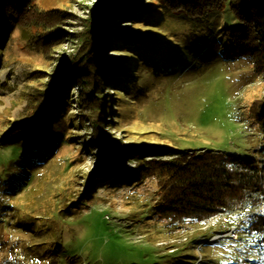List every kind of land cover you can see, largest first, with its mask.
Returning a JSON list of instances; mask_svg holds the SVG:
<instances>
[{
  "label": "rangeland",
  "instance_id": "rangeland-1",
  "mask_svg": "<svg viewBox=\"0 0 264 264\" xmlns=\"http://www.w3.org/2000/svg\"><path fill=\"white\" fill-rule=\"evenodd\" d=\"M127 1L131 18L103 36L101 0H34L0 45V264H264L242 212L177 227L154 213V179L110 185L112 170L137 168L138 148L258 159L264 143L251 111L264 78L222 54L221 31L243 26L229 4L190 18ZM93 56L115 64L118 86L100 90L90 71L64 84ZM52 105L41 136L5 134Z\"/></svg>",
  "mask_w": 264,
  "mask_h": 264
},
{
  "label": "trees",
  "instance_id": "trees-1",
  "mask_svg": "<svg viewBox=\"0 0 264 264\" xmlns=\"http://www.w3.org/2000/svg\"><path fill=\"white\" fill-rule=\"evenodd\" d=\"M33 1L0 0V45L8 31L20 25L22 14L32 9ZM101 1L102 8H108L101 12L99 18L104 22L101 32L105 36L107 24L111 27L124 17L131 18V12L127 9L123 10V7L128 5L127 0H117L116 5L112 7H110L112 0ZM226 3L243 26L221 31L222 54L232 60L239 58L250 60L254 65V72L264 78V0H164L168 11L182 12L190 18L220 11ZM138 18L141 19L140 16ZM98 27L95 28V35L98 33ZM102 35L96 40H102ZM87 39L92 40L88 37ZM79 40L80 37L77 38V42ZM106 44L105 40L97 44V47L101 49ZM84 55L86 57L87 54ZM86 60L87 63L67 72L68 77L64 84L68 80L72 81L74 78L72 74H85L90 71L92 73L90 80L93 81L97 75L100 81L102 80L100 90L102 86L106 90L108 86H118L119 82L112 83L109 79L115 77V64L104 65L95 56ZM124 72L127 73V70ZM78 79L88 80L86 76L76 80ZM86 82L88 85V81ZM94 87L95 85L93 91L85 96L88 98L86 103L97 108L99 104ZM54 96L56 98V95ZM51 100L53 101V97ZM56 108L55 105L50 106L45 110L43 118L37 115L27 124L15 122L13 129L5 134L18 135L31 141V138L36 133L39 134L48 121L50 123L56 117L58 112L55 111ZM251 111L264 135V100L255 102ZM27 134L30 135L26 136ZM147 158L150 160H146ZM134 160L138 161L135 169L128 171L122 169L119 172L112 170L115 177L111 179L110 185L136 186L148 179H154L157 187L154 213L160 220L177 227L205 223L218 215L225 216L240 211L244 216L241 220L248 222V233L258 236L264 254V211H262L264 210V143L259 150L258 159L238 158L210 151L177 154L170 150L142 147L134 150ZM113 164L117 165V168H123L120 166V156L114 159Z\"/></svg>",
  "mask_w": 264,
  "mask_h": 264
},
{
  "label": "built area",
  "instance_id": "built-area-1",
  "mask_svg": "<svg viewBox=\"0 0 264 264\" xmlns=\"http://www.w3.org/2000/svg\"><path fill=\"white\" fill-rule=\"evenodd\" d=\"M223 217V215H219V218ZM236 228L233 227L232 230L229 232V234L232 236V238H236V234H235Z\"/></svg>",
  "mask_w": 264,
  "mask_h": 264
},
{
  "label": "snow or ice",
  "instance_id": "snow-or-ice-1",
  "mask_svg": "<svg viewBox=\"0 0 264 264\" xmlns=\"http://www.w3.org/2000/svg\"><path fill=\"white\" fill-rule=\"evenodd\" d=\"M262 211H264V210H262Z\"/></svg>",
  "mask_w": 264,
  "mask_h": 264
}]
</instances>
